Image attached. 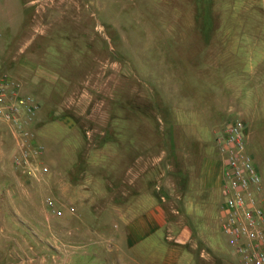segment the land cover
Returning <instances> with one entry per match:
<instances>
[{
	"label": "rangeland",
	"instance_id": "1",
	"mask_svg": "<svg viewBox=\"0 0 264 264\" xmlns=\"http://www.w3.org/2000/svg\"><path fill=\"white\" fill-rule=\"evenodd\" d=\"M208 46L264 48V0H0L1 72L37 104L23 119L29 145L22 151L31 156L40 148L29 162L46 168L31 177L12 165L21 151L0 121V264H103L98 243L114 236L112 218L104 229L95 214L82 213L80 222L77 195L58 188L109 173L113 142H150L158 165L162 145L183 136L173 112L178 95H195L189 110L219 111L235 76L228 68L237 63L224 54L212 64L206 54L193 61L180 50ZM217 115L226 119L200 118L212 147L216 130L240 118ZM257 143L245 146L263 179ZM47 200L73 213L55 217ZM217 238L216 264H239L227 236Z\"/></svg>",
	"mask_w": 264,
	"mask_h": 264
},
{
	"label": "crops",
	"instance_id": "2",
	"mask_svg": "<svg viewBox=\"0 0 264 264\" xmlns=\"http://www.w3.org/2000/svg\"><path fill=\"white\" fill-rule=\"evenodd\" d=\"M180 50L193 55V61L195 55L206 54L212 64L220 62L224 54V59L237 63L228 68L235 76L224 86L228 93L221 100L222 108L217 112L218 107L189 110L190 102L197 99L195 95L185 99L178 95L173 112L183 136L162 145L156 158L158 165L151 164L155 155L150 142H113L114 164L109 173L84 177L77 185L66 183L58 188L54 184V190L77 195L80 207L75 217L80 222L82 213L95 214L97 227L104 229L106 216L112 218L114 236L98 243L103 264H216L213 256L221 249L217 234L222 202L216 200L217 194L221 196V163L216 145L213 148L204 139L200 119L204 113L214 114L217 123L226 119L217 115L221 112L239 116L246 125L245 145L246 140L259 141L264 153V48L242 46L221 51L208 46ZM97 160V167H101L104 158ZM254 164L264 201V176L262 179V169ZM151 245H161L162 253L150 251Z\"/></svg>",
	"mask_w": 264,
	"mask_h": 264
},
{
	"label": "built area",
	"instance_id": "3",
	"mask_svg": "<svg viewBox=\"0 0 264 264\" xmlns=\"http://www.w3.org/2000/svg\"><path fill=\"white\" fill-rule=\"evenodd\" d=\"M37 104L21 92L17 81L0 69V121L9 129L14 144L21 152L12 160L31 177L46 172L44 167L31 166L40 148L33 149L29 156L22 150L29 145L23 119L33 116ZM246 125L241 118H232L214 133V142L221 163L222 196L219 230L227 236L231 253L239 264H264V201L261 199V180L245 147ZM46 209L55 217L72 214L73 208L60 209L50 200ZM59 260V259H58ZM51 258L50 264H60Z\"/></svg>",
	"mask_w": 264,
	"mask_h": 264
}]
</instances>
